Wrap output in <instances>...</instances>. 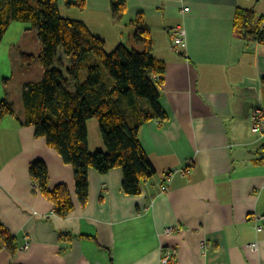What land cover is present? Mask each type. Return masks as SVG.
Wrapping results in <instances>:
<instances>
[{"label":"crops","instance_id":"1","mask_svg":"<svg viewBox=\"0 0 264 264\" xmlns=\"http://www.w3.org/2000/svg\"><path fill=\"white\" fill-rule=\"evenodd\" d=\"M58 4L108 51L144 49L135 39L138 20L150 31L153 55L166 63L159 102L168 119L146 122L140 134L156 175L130 196L121 168L90 169L81 206L73 167L20 123L24 86L43 78L28 75L34 66L22 54L38 57L42 46L30 25L13 23L0 45V102L16 108L0 122V222L19 249L12 255L3 245L0 264H161L162 247L177 250L176 264H264V229H256L264 216V137L252 132L256 111L264 110V44L234 31L237 9L264 17V0H127L122 18L113 16L111 0ZM178 29L185 36L175 50ZM19 75L22 86H12ZM88 132L90 150L106 151L98 121L88 122ZM36 161L46 163L50 188L69 187L75 208L67 217L35 187Z\"/></svg>","mask_w":264,"mask_h":264},{"label":"trees","instance_id":"2","mask_svg":"<svg viewBox=\"0 0 264 264\" xmlns=\"http://www.w3.org/2000/svg\"><path fill=\"white\" fill-rule=\"evenodd\" d=\"M111 9L114 17L122 18L127 0H111ZM14 22L36 30L41 52L38 57L22 54V58L28 65L38 59L44 68L39 82L24 86L25 115L19 118L20 123L34 127L35 136L45 138L73 167L82 207L89 200L90 169L104 175L121 168L124 193L140 195L143 182L156 175L141 143L142 126L168 119L159 102L166 63L153 55L150 31L138 20L135 39L144 49L137 51L122 44L108 51L106 42L84 21L61 15L58 0H0V45ZM234 31L248 42L264 44V17L253 9L239 8ZM65 56L70 58L69 65ZM7 116H16V108L4 99L0 102V122ZM90 120L98 121L106 151L90 150ZM30 175L39 192L53 204L56 215L65 218L74 210L67 185L50 188L45 162L32 163ZM3 245L12 255L19 249L17 238L0 222V249ZM171 262L176 264L177 256Z\"/></svg>","mask_w":264,"mask_h":264},{"label":"built area","instance_id":"3","mask_svg":"<svg viewBox=\"0 0 264 264\" xmlns=\"http://www.w3.org/2000/svg\"><path fill=\"white\" fill-rule=\"evenodd\" d=\"M185 36V31L184 30H180L178 29V33L176 34V37L174 38V46H175V50H177V48L179 46H181L183 44V38ZM252 132L255 135H258L260 137H264V110L262 109H258L256 111V117H254V123L252 126ZM174 173H169V178H167L166 184L162 186V192H167L168 191V185L169 182L171 180L170 177L173 176ZM36 188H38L37 186H35ZM256 229L257 231H261L264 229V216H258L256 218ZM174 229H167L165 231L166 234H170L173 232ZM27 245V244H26ZM249 248L254 251L257 252L258 251V243H253L251 245H249ZM177 256V250L176 249H172V248H167V247H162V258H161V264H171L173 257Z\"/></svg>","mask_w":264,"mask_h":264},{"label":"rangeland","instance_id":"4","mask_svg":"<svg viewBox=\"0 0 264 264\" xmlns=\"http://www.w3.org/2000/svg\"><path fill=\"white\" fill-rule=\"evenodd\" d=\"M14 23H17V25H19V23L18 22H14ZM32 36H33V34H30L29 36H27V37H29L30 39H32ZM62 51V53H64L63 52V50H61ZM65 55V54H64ZM66 57V56H65ZM92 58H94L95 59V57L94 56H91ZM65 60V59H64ZM39 63H40V61H39ZM65 63H66V65H67V62H66V60H65ZM28 65V64H27ZM30 68H32L33 66H34V69L32 70V72H30L28 75L32 78V79H34V80H36V79H38V76L40 75V76H44V75H42V72L44 71V68H43V66H42V64L40 63V64H38L37 62H34V63H32L31 65H28ZM66 68L67 67H65L64 66V73L66 72ZM104 69V68H103ZM104 71H106L105 69H104ZM19 72H20V70H19ZM83 74H85V71H84V73ZM42 78V77H41ZM21 78H20V75L18 76V79H15V80H13V84H12V86H18L19 85V87L20 86H22V83H21ZM23 104V103H22Z\"/></svg>","mask_w":264,"mask_h":264}]
</instances>
